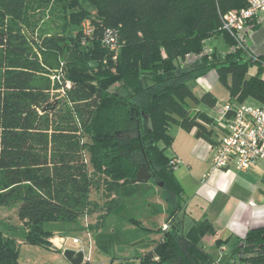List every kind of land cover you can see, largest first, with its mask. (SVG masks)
I'll return each mask as SVG.
<instances>
[{"label":"trees","instance_id":"1","mask_svg":"<svg viewBox=\"0 0 264 264\" xmlns=\"http://www.w3.org/2000/svg\"><path fill=\"white\" fill-rule=\"evenodd\" d=\"M245 5L0 0V206L18 205L27 243L51 247L44 222H70L96 209L93 188L103 189L101 218L124 217L122 189L139 185L132 181L144 165L174 207L170 228L161 229L162 239L138 264H264V227L249 229L223 256L205 249L203 238L215 229L206 218L186 223L176 213L182 188L164 153L173 142L171 125L214 142V118L185 101L217 102L211 92L198 97L186 84L202 70H215L230 101L251 96L264 103V81L246 77L254 60L242 50H212L196 64L185 61L187 53H203L212 36L233 46L220 13ZM0 264H20L14 239L1 231Z\"/></svg>","mask_w":264,"mask_h":264},{"label":"crops","instance_id":"2","mask_svg":"<svg viewBox=\"0 0 264 264\" xmlns=\"http://www.w3.org/2000/svg\"><path fill=\"white\" fill-rule=\"evenodd\" d=\"M256 25V27L249 31L246 43L250 51L260 59L252 61L246 77L248 78L258 74L264 81V15ZM214 79L218 80L217 75ZM204 90L205 92H211L208 86L204 87ZM249 98L258 101L259 104L252 103L253 105L264 106L263 102L251 96L247 97L242 102L247 103ZM228 100H230V98ZM232 101L239 102L234 98H232ZM197 105L198 104H194L192 108L195 110H202ZM204 112L210 116L209 113L206 111ZM179 129L180 130L174 131L172 145L174 142L175 145L173 147L172 145L170 146L172 147V152L169 158L178 157L180 159V163L173 169L174 175L182 188V197L185 195H189L190 197H187L189 200L185 201V203L182 201L181 209L176 213L181 215L182 210L188 213L189 215L185 214L184 217L185 220L187 218L191 220L189 222L202 220L204 218L208 219L215 229V234L204 236L203 245L205 249L209 251L208 245L212 247L215 241L219 239L221 241L226 240L223 246H226V250H229L239 240L245 237L249 229L264 227V162L257 161L250 168L241 171H235L231 167L228 169L212 170V155L215 149L216 139L220 132L214 127L211 136L214 142L210 143L201 137H196L195 129L191 131H186L181 127ZM147 183H149V181L143 184L140 183L136 186L130 185L124 187L122 189V199L124 194L132 197L133 194L142 193L145 188L147 189L150 187ZM185 186H190V190L186 191ZM155 187L156 188L153 190L159 192L161 186L155 185ZM95 189H97L96 191H98L100 195L97 200L92 201L96 205V209L87 210L84 214H88V219H94V216L93 218L90 217L89 213L96 212V227L98 228L109 214L101 218V214L104 213L101 207L104 205L105 198L103 197L102 188ZM146 198L142 200V206L148 210L151 208L149 211L153 213V208L155 206H151L149 200L152 199L153 202L160 203L162 199L159 197L158 193L155 197L151 196ZM173 207V202L170 205L166 203L165 206H159L158 208L162 211V216L160 218L161 223L156 224L152 222L151 226H153L154 229L158 228L161 230L162 224L173 218L168 215L170 209H173ZM91 228V222H88L87 230ZM149 228L151 229V227ZM56 236L58 235L52 233V237H50L55 243L58 241ZM51 246L53 247L50 248L54 250H61L55 247L52 242ZM154 246L147 249V251L153 249ZM69 248L81 250V248H76L75 245ZM63 251L64 250H61V252ZM83 260L87 262V264H90V261L84 257V252ZM135 263L138 264V262Z\"/></svg>","mask_w":264,"mask_h":264},{"label":"rangeland","instance_id":"3","mask_svg":"<svg viewBox=\"0 0 264 264\" xmlns=\"http://www.w3.org/2000/svg\"><path fill=\"white\" fill-rule=\"evenodd\" d=\"M205 43L208 48L217 50L220 53H225L230 50V45L228 46L225 43L222 35L212 36ZM194 63L196 64V62ZM215 77L216 73L214 69H206L202 70V74L200 73L196 78H187L186 84L198 97L205 93L204 87L208 86L217 102L214 106H209L204 102L198 103L197 106L209 113L216 121H219L221 116L220 110L229 99V92L223 83L214 79ZM114 88L115 86L111 89L114 90ZM185 101L189 109L194 107L195 103L190 98H186ZM247 103L257 104L258 101L249 98ZM179 128L177 125H171L169 127V133L173 136L174 131L180 130ZM174 145L175 142L172 147ZM170 146L164 149L167 157L171 156L172 147ZM147 184L150 187L145 188L142 193L133 194L134 196L132 195V197L124 194L122 199L126 206L123 212L124 217L109 214L97 228V213L90 212L89 216L92 218L94 216V219H88V214H82L76 220L70 222L60 220L45 221L44 228L50 230L54 235L66 238V247H64V250L72 247V239L77 238L79 242L75 246L76 248H81V250L83 249L84 257L90 261V264H137L135 262H139V256L147 251V249L153 247L163 236V232L158 228L154 229L151 223H161L162 211L158 207L161 205L165 206L167 201L164 199L161 189L159 192L153 190L156 187L152 180H149ZM185 188L186 191L190 190V186H185ZM96 190L94 188L89 193V199L91 201L97 200L100 196ZM155 193H158L162 200L160 203H155L152 199L149 200L151 206H155L153 208L154 212L152 213L149 211L151 208L148 210L142 206V200L146 197H155ZM187 197L189 198L190 196L185 195L182 197L181 195L180 203L182 201L184 203L188 201L189 199ZM185 214L189 215L182 210L180 216L184 220ZM129 218H132V220ZM189 221L191 220L187 218L185 222L190 223ZM88 222H91L92 228L87 230ZM163 224L166 225L167 229L170 227L167 222ZM0 231L4 236L14 239L19 251L20 264H71L62 255V252L50 247L46 248L45 246L30 244L25 241L26 228L18 218V205L16 203L0 206ZM208 247L213 256H223L228 252L226 246L223 245V248L216 244H213L212 247L208 245Z\"/></svg>","mask_w":264,"mask_h":264},{"label":"built area","instance_id":"4","mask_svg":"<svg viewBox=\"0 0 264 264\" xmlns=\"http://www.w3.org/2000/svg\"><path fill=\"white\" fill-rule=\"evenodd\" d=\"M264 15V0H246V5L240 9L228 10L220 13V27L234 41L230 50H242L252 60H257L247 46V35ZM255 22V23H254ZM83 32L86 35L92 33L88 22L83 24ZM213 49L205 47L203 53L185 55L186 62H196L202 55L211 54ZM69 85V84H67ZM220 120L214 127L220 132L216 139L215 149L212 155L211 169H228L235 171L246 170L257 161L264 162V106L253 105L246 102L226 101L220 110ZM180 163L178 157H171L169 165L173 169ZM162 229H167L163 224ZM57 243L50 242L61 250H64L66 238L56 236ZM79 242L72 239V245ZM223 248V247H222ZM80 264H87L83 260Z\"/></svg>","mask_w":264,"mask_h":264},{"label":"water","instance_id":"5","mask_svg":"<svg viewBox=\"0 0 264 264\" xmlns=\"http://www.w3.org/2000/svg\"><path fill=\"white\" fill-rule=\"evenodd\" d=\"M152 174L147 169L146 166H139L136 176L133 179V183H146L151 179ZM162 182H160V186ZM63 256L71 263V264H80L83 262V252L81 250H75L72 248H67L62 252Z\"/></svg>","mask_w":264,"mask_h":264}]
</instances>
